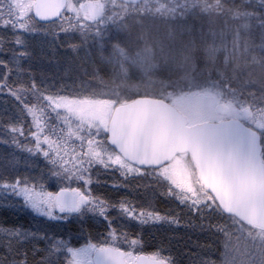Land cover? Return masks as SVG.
<instances>
[{
  "label": "snow or ice",
  "instance_id": "1",
  "mask_svg": "<svg viewBox=\"0 0 264 264\" xmlns=\"http://www.w3.org/2000/svg\"><path fill=\"white\" fill-rule=\"evenodd\" d=\"M0 145V264H264V0H0Z\"/></svg>",
  "mask_w": 264,
  "mask_h": 264
},
{
  "label": "trees",
  "instance_id": "2",
  "mask_svg": "<svg viewBox=\"0 0 264 264\" xmlns=\"http://www.w3.org/2000/svg\"><path fill=\"white\" fill-rule=\"evenodd\" d=\"M3 219H8L10 222L16 219V215L11 211V210H6V209H0V220ZM20 219L22 222H27V216L24 215H20ZM145 240H149L151 237V242H149V246L145 245V248L143 250L144 253L146 254H151L153 251H155L157 249V247L159 246L160 242L157 241V239L153 236L150 235H144ZM144 240V241H145Z\"/></svg>",
  "mask_w": 264,
  "mask_h": 264
},
{
  "label": "rangeland",
  "instance_id": "3",
  "mask_svg": "<svg viewBox=\"0 0 264 264\" xmlns=\"http://www.w3.org/2000/svg\"><path fill=\"white\" fill-rule=\"evenodd\" d=\"M45 67H46V70H48V71H52V70H54V66H52V65H45ZM7 149H5L4 148V146H2V145H0V155H6L7 154ZM138 191H142V190H138ZM135 195V194H134ZM146 195H148V196H150L151 195V192H148V193H146ZM137 198L138 199H143L144 197L143 196H141V195H137ZM158 206L159 207H161V208H163L164 207V203L162 202V201H159L158 200ZM21 215H23V214H21ZM25 216V215H24ZM150 235V236H153V237H155L156 239H157V241L158 242H160L161 240H164L165 239V236H164V234L162 233V232H155V233H152V232H145L144 233V235ZM204 239V237L203 236H201V240H203ZM144 240H145V237H144ZM149 242H151V237H150V239L149 240H145V243H144V245H143V247H142V249H141V252L143 253V254H145L144 252H143V250H144V248H145V245H150L149 244ZM147 255H149V254H147Z\"/></svg>",
  "mask_w": 264,
  "mask_h": 264
},
{
  "label": "flooded vegetation",
  "instance_id": "4",
  "mask_svg": "<svg viewBox=\"0 0 264 264\" xmlns=\"http://www.w3.org/2000/svg\"><path fill=\"white\" fill-rule=\"evenodd\" d=\"M144 255H147L146 253Z\"/></svg>",
  "mask_w": 264,
  "mask_h": 264
},
{
  "label": "water",
  "instance_id": "5",
  "mask_svg": "<svg viewBox=\"0 0 264 264\" xmlns=\"http://www.w3.org/2000/svg\"><path fill=\"white\" fill-rule=\"evenodd\" d=\"M145 256H147V255H145Z\"/></svg>",
  "mask_w": 264,
  "mask_h": 264
}]
</instances>
